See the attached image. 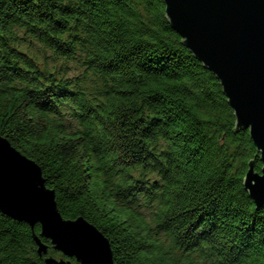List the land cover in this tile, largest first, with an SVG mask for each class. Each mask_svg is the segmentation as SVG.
I'll list each match as a JSON object with an SVG mask.
<instances>
[{
  "label": "trees",
  "instance_id": "16d2710c",
  "mask_svg": "<svg viewBox=\"0 0 264 264\" xmlns=\"http://www.w3.org/2000/svg\"><path fill=\"white\" fill-rule=\"evenodd\" d=\"M233 112L162 0H0V135L111 264H264L243 188L263 165ZM40 232L0 210V264H45Z\"/></svg>",
  "mask_w": 264,
  "mask_h": 264
},
{
  "label": "water",
  "instance_id": "95a60500",
  "mask_svg": "<svg viewBox=\"0 0 264 264\" xmlns=\"http://www.w3.org/2000/svg\"><path fill=\"white\" fill-rule=\"evenodd\" d=\"M162 2L165 18L172 29L182 37L192 55L219 81L230 108H233L236 129L249 132L263 165L260 171H264V0ZM27 159L35 165H29ZM248 166L243 188L258 209L264 207V185L255 187L251 178L258 170H255L253 160ZM36 167L40 168L0 135V210L31 227L40 224V237L35 235L34 239L38 254L45 255V264H72L71 259L80 264H111L110 242L84 218L68 220L59 212L69 225L62 232H51L42 219L31 215L36 208L21 193L39 181ZM48 189L52 191L56 204L54 190ZM87 226L103 240L82 244V232ZM41 237L49 240L62 256H47L48 245L41 241Z\"/></svg>",
  "mask_w": 264,
  "mask_h": 264
},
{
  "label": "snow or ice",
  "instance_id": "6c2138e0",
  "mask_svg": "<svg viewBox=\"0 0 264 264\" xmlns=\"http://www.w3.org/2000/svg\"><path fill=\"white\" fill-rule=\"evenodd\" d=\"M251 126V133H252ZM29 165H35L33 162H30L28 159ZM36 174L40 177L39 181L35 186L29 190H25L21 193L22 197L30 201L36 211L31 213L35 218L42 219L47 228L51 232H62L69 223H65L63 218L60 216L57 209V205L53 201V193L48 189L47 178H42L41 169L36 167ZM255 183V187L259 188L264 185V171H258L257 175L251 178ZM261 216H264V212H260ZM193 227L196 225L193 224ZM103 238L98 235L92 228L85 227L81 236V243L88 245L91 243H99Z\"/></svg>",
  "mask_w": 264,
  "mask_h": 264
},
{
  "label": "rangeland",
  "instance_id": "374dc122",
  "mask_svg": "<svg viewBox=\"0 0 264 264\" xmlns=\"http://www.w3.org/2000/svg\"><path fill=\"white\" fill-rule=\"evenodd\" d=\"M70 69L72 70L73 69V66H70Z\"/></svg>",
  "mask_w": 264,
  "mask_h": 264
}]
</instances>
